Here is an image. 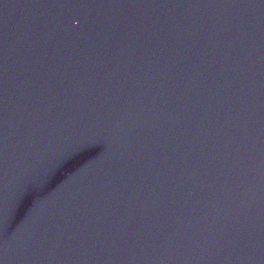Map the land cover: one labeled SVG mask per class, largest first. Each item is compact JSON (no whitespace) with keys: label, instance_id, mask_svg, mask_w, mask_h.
<instances>
[{"label":"water","instance_id":"water-1","mask_svg":"<svg viewBox=\"0 0 264 264\" xmlns=\"http://www.w3.org/2000/svg\"><path fill=\"white\" fill-rule=\"evenodd\" d=\"M0 264H264V0H0Z\"/></svg>","mask_w":264,"mask_h":264}]
</instances>
